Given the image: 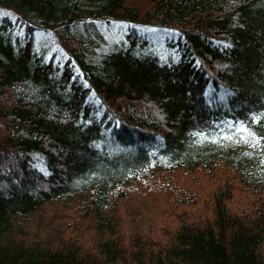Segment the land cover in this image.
Here are the masks:
<instances>
[{"label":"trees","instance_id":"obj_1","mask_svg":"<svg viewBox=\"0 0 264 264\" xmlns=\"http://www.w3.org/2000/svg\"><path fill=\"white\" fill-rule=\"evenodd\" d=\"M0 264H264V0H0Z\"/></svg>","mask_w":264,"mask_h":264},{"label":"rangeland","instance_id":"obj_2","mask_svg":"<svg viewBox=\"0 0 264 264\" xmlns=\"http://www.w3.org/2000/svg\"><path fill=\"white\" fill-rule=\"evenodd\" d=\"M218 174H219V176H218V179H222L223 178V176H226L227 177V175L226 174H223V173H221V172H218ZM200 177L202 178V180H203V184H202V186L201 185H192V188H194V191L192 190V192H197V194L199 195V196H201L202 197V199H205L206 197H209V192L213 189L212 187L214 186H216L217 184H213L214 183V179H212V178H210V177H206V176H204V175H200ZM221 185V184H220ZM237 190H235L236 191V193L234 194V201L236 202L237 200H245L246 199V196H247V194L246 193H244V192H241V191H239V190H241L242 188L240 187V186H237ZM240 203V202H239ZM242 203V202H241ZM230 205H232V204H230ZM246 209V208H245ZM244 211H246V210H244Z\"/></svg>","mask_w":264,"mask_h":264}]
</instances>
